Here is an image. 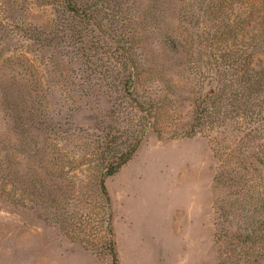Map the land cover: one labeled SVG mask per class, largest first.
<instances>
[{
    "label": "rangeland",
    "instance_id": "obj_1",
    "mask_svg": "<svg viewBox=\"0 0 264 264\" xmlns=\"http://www.w3.org/2000/svg\"><path fill=\"white\" fill-rule=\"evenodd\" d=\"M253 71L264 0H0V264H245L215 178L264 158V102L193 117Z\"/></svg>",
    "mask_w": 264,
    "mask_h": 264
},
{
    "label": "trees",
    "instance_id": "obj_2",
    "mask_svg": "<svg viewBox=\"0 0 264 264\" xmlns=\"http://www.w3.org/2000/svg\"><path fill=\"white\" fill-rule=\"evenodd\" d=\"M68 10L74 12L70 5H68ZM230 88L228 93L219 92L213 97H206L199 103L200 105L195 106L193 121L196 126H202L222 117L226 118L230 112L243 115L246 112L249 113L251 107H259L257 104L264 102V73L253 71L235 81ZM138 108L147 115L155 109V106L149 105L144 108L138 105ZM142 136L134 137L135 142L105 168L99 181V189L107 205L109 199L104 179L117 173L120 167L130 159ZM255 161V163L247 162L245 159L240 161L243 165L241 170L244 173L241 175L232 171L231 177L225 184L224 181H220V176L215 178L217 184L228 188V200L223 207H219V216L225 223H228L229 219L231 223L241 222L244 226L243 231H246L243 235L232 234L237 245L235 248L240 251L238 259L239 261L244 260L245 264H264V191L262 193L257 191L263 184L264 173H260V167H264V158H258ZM108 250L112 257V264H116L112 243L109 244ZM237 255L238 253L235 254V258Z\"/></svg>",
    "mask_w": 264,
    "mask_h": 264
}]
</instances>
